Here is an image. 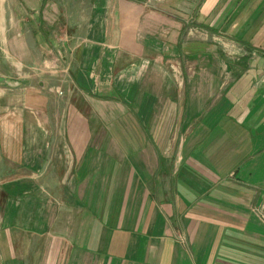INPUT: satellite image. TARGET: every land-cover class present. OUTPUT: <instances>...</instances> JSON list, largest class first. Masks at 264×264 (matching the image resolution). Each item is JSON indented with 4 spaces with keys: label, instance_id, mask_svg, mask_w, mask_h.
<instances>
[{
    "label": "crops",
    "instance_id": "obj_1",
    "mask_svg": "<svg viewBox=\"0 0 264 264\" xmlns=\"http://www.w3.org/2000/svg\"><path fill=\"white\" fill-rule=\"evenodd\" d=\"M0 76V264H264V0H0Z\"/></svg>",
    "mask_w": 264,
    "mask_h": 264
},
{
    "label": "built area",
    "instance_id": "obj_2",
    "mask_svg": "<svg viewBox=\"0 0 264 264\" xmlns=\"http://www.w3.org/2000/svg\"><path fill=\"white\" fill-rule=\"evenodd\" d=\"M63 59L62 54L59 55V61ZM39 73H52L54 72V69H39ZM56 73V72H54ZM254 213L260 218V220L264 223V201L261 205L255 207Z\"/></svg>",
    "mask_w": 264,
    "mask_h": 264
},
{
    "label": "rangeland",
    "instance_id": "obj_3",
    "mask_svg": "<svg viewBox=\"0 0 264 264\" xmlns=\"http://www.w3.org/2000/svg\"><path fill=\"white\" fill-rule=\"evenodd\" d=\"M191 62V61H190ZM191 65H189L188 66V70H187V72L190 74V75H194L198 70H196L197 69V66H196V64L195 63H190Z\"/></svg>",
    "mask_w": 264,
    "mask_h": 264
},
{
    "label": "water",
    "instance_id": "obj_4",
    "mask_svg": "<svg viewBox=\"0 0 264 264\" xmlns=\"http://www.w3.org/2000/svg\"><path fill=\"white\" fill-rule=\"evenodd\" d=\"M0 83H7V84H9V85H12V84H10V83L7 81V79H6L5 77H3V76H0ZM14 85L17 86L18 84H15V83H14Z\"/></svg>",
    "mask_w": 264,
    "mask_h": 264
}]
</instances>
